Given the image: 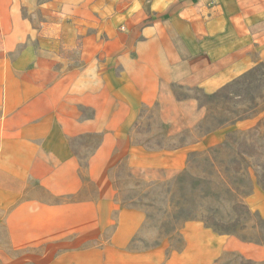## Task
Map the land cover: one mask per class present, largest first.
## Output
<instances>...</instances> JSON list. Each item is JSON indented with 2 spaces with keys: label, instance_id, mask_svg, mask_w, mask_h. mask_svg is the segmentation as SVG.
<instances>
[{
  "label": "crops",
  "instance_id": "1",
  "mask_svg": "<svg viewBox=\"0 0 264 264\" xmlns=\"http://www.w3.org/2000/svg\"><path fill=\"white\" fill-rule=\"evenodd\" d=\"M257 63L264 0H0V264L264 261L198 221L179 252L130 250L144 215L118 204L112 175L122 159L183 169L201 145L133 146L143 111L162 107L165 137L195 127L204 111L171 89L214 94ZM247 204L264 220L263 189Z\"/></svg>",
  "mask_w": 264,
  "mask_h": 264
},
{
  "label": "rangeland",
  "instance_id": "2",
  "mask_svg": "<svg viewBox=\"0 0 264 264\" xmlns=\"http://www.w3.org/2000/svg\"><path fill=\"white\" fill-rule=\"evenodd\" d=\"M171 91L179 99H195L198 109L204 111L200 122L165 137L172 127L160 122L162 107L146 109L132 132V145L169 152L201 146L188 153L181 170L136 169L128 159H122L113 170L118 204L144 215L130 250L163 248L167 254L179 252L184 247L183 227L191 221L264 248V220L247 204L256 188L264 190V64L257 63L214 94L179 88ZM239 122L248 124L237 128ZM218 132L223 136L202 146L205 137ZM0 234L4 244L1 217ZM220 263L264 261L227 252Z\"/></svg>",
  "mask_w": 264,
  "mask_h": 264
}]
</instances>
